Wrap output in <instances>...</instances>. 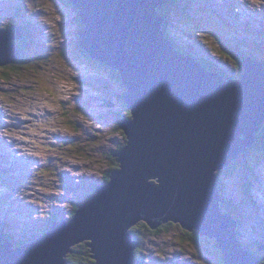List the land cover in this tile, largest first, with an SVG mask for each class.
<instances>
[{
	"label": "water",
	"instance_id": "obj_1",
	"mask_svg": "<svg viewBox=\"0 0 264 264\" xmlns=\"http://www.w3.org/2000/svg\"><path fill=\"white\" fill-rule=\"evenodd\" d=\"M82 28L79 47L114 69L132 118L119 167L96 186L68 223L18 249L0 235V264H70L73 248L89 241L96 264H140L130 228L175 222L215 239L224 264H259L262 255L238 241L237 222L221 210L218 173L228 168L264 126V63L243 60L244 75L224 80L179 53L162 31L158 7L167 0H68ZM20 27L0 29V64L21 59ZM264 251V244L259 247Z\"/></svg>",
	"mask_w": 264,
	"mask_h": 264
},
{
	"label": "rangeland",
	"instance_id": "obj_2",
	"mask_svg": "<svg viewBox=\"0 0 264 264\" xmlns=\"http://www.w3.org/2000/svg\"><path fill=\"white\" fill-rule=\"evenodd\" d=\"M196 2L167 4L175 23L185 33L200 32L195 35L203 42L200 46L178 32L179 43L201 49L202 58L212 57L236 79L241 68L231 55L264 60V0ZM78 16L69 1L0 0V24L30 22L31 28L39 27L44 32L41 47L51 56L42 69L26 68L8 82L0 80V229L13 241L27 243L48 219L68 223L86 193L96 192L101 181L107 183V173L119 167L113 153L126 140L118 123L125 88L113 84L107 69L76 62L82 58ZM250 152L248 159L240 157L231 175L219 172L218 180L225 196L223 211L231 210L242 241L253 245L264 242V147ZM180 225L147 235L142 247L138 242L144 263L223 264L210 237Z\"/></svg>",
	"mask_w": 264,
	"mask_h": 264
},
{
	"label": "trees",
	"instance_id": "obj_3",
	"mask_svg": "<svg viewBox=\"0 0 264 264\" xmlns=\"http://www.w3.org/2000/svg\"><path fill=\"white\" fill-rule=\"evenodd\" d=\"M60 1H63L65 3L68 2V0H60ZM168 1L171 4H174V2H177V0H168ZM167 4L168 3H165L162 7H160L158 9V11H159V14L161 13L163 16H166L168 18L169 15H171L170 14L171 10L169 8H167ZM78 21H79V19H78ZM166 21L164 22L163 30L165 32V35L168 37V34L166 32V29H165V27H167V26H165L166 25ZM79 25L81 26L80 23H79ZM39 29H40L39 27H37L35 29L33 27L31 28V25H29L28 22L26 23V34L27 35L33 34L32 35V37H33L32 44L34 46L35 51L32 49V47H30V44L27 42V40H29L28 36H24L23 40H19V44H18L19 47L18 48L20 49V51L22 53L21 54L22 57H21V59H18L17 61H13V62H10V63H7V64H0V80L8 82L12 78H14L16 75L22 74L23 70L26 69V68L30 69L31 72H35L36 70L42 69L47 64V62L50 61L51 56H49V55L45 56L46 51L42 48L43 44L41 43V31ZM78 45H79V39H78ZM80 50H81V48H80ZM81 51L84 54H82V58L81 59L76 57V62L81 63V64L82 63H88L89 67H93L94 64H97L100 68L107 69V71L114 76L113 84H115V82L118 83V84H121V80H120L119 74L114 69L109 68L108 66H105L102 63H99L97 60H95L92 57L86 55V53L83 50H81ZM180 52H187V51H180ZM31 53H32V55H31ZM247 55H249V54H247ZM247 55H245V56L240 55L237 58H236V56L231 55V58H233L236 61V64L239 67V69L241 68L240 73L237 76V77H240V79L243 77L244 72H245V67L243 66L242 62H243V60L245 59V57ZM59 56L60 57H62V56L65 57V56H67V54L66 53H61V54H59ZM204 60L207 61L206 59H204ZM261 60L264 61L263 59H261ZM224 75H226V73H224ZM120 101L123 102L122 104L124 105L123 112L121 113V116H123V117L121 119H123V118L130 119V118H132V112L127 107V104H126L125 99H124V94L122 95V98L120 99ZM122 133L125 134V132L123 130H122ZM125 138H126V140L122 143V147L121 148H123L127 144V137H125ZM259 145H262L264 147V126L261 129V132L258 133V138H257V141L255 142V144L252 147L248 148L245 151V153H243L240 157L248 159V157L251 156V152L250 151L253 148H257ZM240 157H239L238 160H236L237 161L236 163L233 161L232 164L228 168H225L221 172H225L226 171L227 175H231L233 173L235 165L236 164L239 165L241 163V158ZM246 166H247V164L245 165V167ZM111 172L107 173V176H106L107 180L106 181H110L111 180ZM222 203H221V210H223ZM79 207H80V205H76L75 210H73V213H72L73 216L76 214V212L79 209ZM228 211H229V213H226V212L225 213L231 215V217H232L233 214L231 213V210H228ZM52 222L50 221L43 228L42 231L44 233L48 232ZM173 224H176V223L170 221V222H167L165 224L158 225L157 228H155V227L153 228L150 225H148L147 223L141 222V223H137L136 225H134L133 228L130 230V232L133 234L134 239L139 241V243H140L139 247H142L141 246V243L143 242L142 240L147 235H159L161 233L167 232L168 228L170 226H173ZM236 233H237L238 241L242 240V236H241V233L239 231V228H236ZM0 235H3L4 238L7 237V239L11 240V238L5 232H3L1 229H0ZM209 239L212 242H215L214 239H212V238H209ZM87 242L88 243H83V244L75 246L73 248L74 251L72 253H70L69 255H67V260L70 262V264H96V260H94V258L92 256L93 254L91 255V252H90L91 249L90 248L87 249L89 241H87ZM241 243H242V245H244V246H246V247H248L250 249L255 247V250H257V251H259V247L262 245V243H256V244L252 245L251 243H247V242H243V241ZM139 247H137L135 249V254H136L137 258L138 259L140 258L141 261L144 263L143 257L139 256L140 255ZM219 253L221 254L222 252L220 251ZM220 256H221V261L224 264V261H223V257L224 256H222V255H220ZM262 263H264V261H262Z\"/></svg>",
	"mask_w": 264,
	"mask_h": 264
},
{
	"label": "clouds",
	"instance_id": "obj_4",
	"mask_svg": "<svg viewBox=\"0 0 264 264\" xmlns=\"http://www.w3.org/2000/svg\"><path fill=\"white\" fill-rule=\"evenodd\" d=\"M171 32H168V34H170ZM174 46H176V43L174 44ZM231 165V164H230ZM229 165V166H230ZM221 172V171H220ZM218 182H219V180H218ZM165 224V223H164ZM237 228H238V226H237ZM196 232V231H195ZM212 239H214V238H212ZM215 240V239H214ZM240 242H241V240H240ZM212 243H214V242H212ZM259 243V242H258ZM256 244V243H255ZM262 244H264V242H262ZM244 246V245H243ZM245 248H247L248 250H250V251H254L257 255H261L262 254V252H260V251H257V250H255V249H250V248H248V247H246V246H244ZM217 250H218V252H220L221 250L220 249H218L217 248ZM222 252V251H221ZM220 254V253H219ZM220 255H222L223 256V254L221 253ZM263 257V256H262ZM224 261V260H223ZM262 261V260H261ZM223 263V262H222Z\"/></svg>",
	"mask_w": 264,
	"mask_h": 264
},
{
	"label": "flooded vegetation",
	"instance_id": "obj_5",
	"mask_svg": "<svg viewBox=\"0 0 264 264\" xmlns=\"http://www.w3.org/2000/svg\"><path fill=\"white\" fill-rule=\"evenodd\" d=\"M82 50V49H81ZM81 52V54H84V53H82V51H80ZM121 119V118H120Z\"/></svg>",
	"mask_w": 264,
	"mask_h": 264
},
{
	"label": "snow or ice",
	"instance_id": "obj_6",
	"mask_svg": "<svg viewBox=\"0 0 264 264\" xmlns=\"http://www.w3.org/2000/svg\"><path fill=\"white\" fill-rule=\"evenodd\" d=\"M45 103H47V101Z\"/></svg>",
	"mask_w": 264,
	"mask_h": 264
},
{
	"label": "bare ground",
	"instance_id": "obj_7",
	"mask_svg": "<svg viewBox=\"0 0 264 264\" xmlns=\"http://www.w3.org/2000/svg\"><path fill=\"white\" fill-rule=\"evenodd\" d=\"M22 57V56H21ZM144 221V220H143Z\"/></svg>",
	"mask_w": 264,
	"mask_h": 264
}]
</instances>
